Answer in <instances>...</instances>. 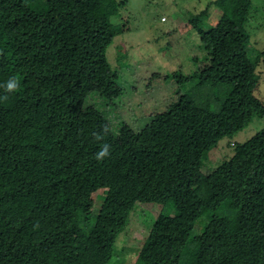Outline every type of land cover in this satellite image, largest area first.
<instances>
[{"label":"trees","instance_id":"obj_1","mask_svg":"<svg viewBox=\"0 0 264 264\" xmlns=\"http://www.w3.org/2000/svg\"><path fill=\"white\" fill-rule=\"evenodd\" d=\"M114 2L0 0V264H107L139 203L161 208L142 264H264V125L202 171L220 140L264 117L259 75L237 59L251 0H215L197 83L136 130L111 117Z\"/></svg>","mask_w":264,"mask_h":264},{"label":"rangeland","instance_id":"obj_2","mask_svg":"<svg viewBox=\"0 0 264 264\" xmlns=\"http://www.w3.org/2000/svg\"><path fill=\"white\" fill-rule=\"evenodd\" d=\"M251 2L246 21L250 41L237 59L246 70L259 75L255 95L264 102V0ZM108 11L114 23L124 28L106 53L119 72L122 88L111 117L136 130L150 114L195 86L199 60L194 59L201 60L204 55L199 31L214 29L223 10L215 0H115ZM178 73L189 76L181 86L174 80ZM263 125L264 117L254 118L232 138L220 140L202 171L210 173L231 156L237 143L248 140ZM103 196L102 191L93 198L94 210L100 207ZM160 212L158 205L136 204L107 264H142L141 245Z\"/></svg>","mask_w":264,"mask_h":264},{"label":"clouds","instance_id":"obj_3","mask_svg":"<svg viewBox=\"0 0 264 264\" xmlns=\"http://www.w3.org/2000/svg\"><path fill=\"white\" fill-rule=\"evenodd\" d=\"M6 87L9 90L15 89L17 87V83H16L15 79H10L7 82ZM108 153H109V146L108 145H105L103 147V149L97 154V159H102L103 157L107 156Z\"/></svg>","mask_w":264,"mask_h":264}]
</instances>
